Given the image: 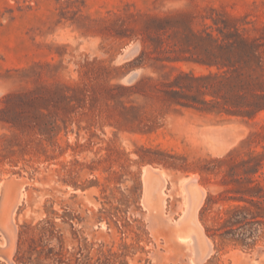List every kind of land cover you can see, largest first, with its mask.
<instances>
[{"label":"rangeland","instance_id":"374dc122","mask_svg":"<svg viewBox=\"0 0 264 264\" xmlns=\"http://www.w3.org/2000/svg\"><path fill=\"white\" fill-rule=\"evenodd\" d=\"M0 264H264V0H0Z\"/></svg>","mask_w":264,"mask_h":264},{"label":"trees","instance_id":"16d2710c","mask_svg":"<svg viewBox=\"0 0 264 264\" xmlns=\"http://www.w3.org/2000/svg\"><path fill=\"white\" fill-rule=\"evenodd\" d=\"M180 74H182L183 75V73H180ZM179 76H181V75H179ZM175 86H177V87H179V89H180V91H176V90H171L170 92H168L167 91V93H169V94H172V95H181V94H184L183 93V91H182V89L185 87H187V86H180V84H178V83H176V84H174ZM172 87V86H171ZM188 89V88H187ZM192 99H194V98H192ZM177 101V103H182V102H180V101H178V100H176ZM194 101V100H193ZM256 170H254V172H255ZM254 188H259V185H258V183H255L254 185H253V187H251V188H249L250 190L251 189H254ZM234 212H237V214L235 215V218L233 219V221H232V225H234V226H238V225H240L241 226V224L244 222V220L246 219V216L248 215V209H246V208H239V209H236ZM239 227V226H238Z\"/></svg>","mask_w":264,"mask_h":264},{"label":"bare ground","instance_id":"6f19581e","mask_svg":"<svg viewBox=\"0 0 264 264\" xmlns=\"http://www.w3.org/2000/svg\"><path fill=\"white\" fill-rule=\"evenodd\" d=\"M152 188H153V187H152ZM153 189H154V188H153ZM184 189H185V187H184ZM152 193H153V192H152ZM180 193H181V194H182V196L184 197V190H180ZM187 200H188V199H187ZM198 200H199V199H198ZM183 202H184V201H183ZM188 202H189V201H188ZM187 204H188V203H187ZM189 206H190V205H189ZM189 206H188V207H189ZM199 206H200V205H199ZM184 221H185V220H184ZM189 232H190V231H189ZM190 234H191V233H190ZM177 236H178V235H177ZM179 236H181V235H179ZM181 239H185V238L178 237V241H179V242H182V240H181ZM186 239H191V240H193V239H192V238H190V237H189V238L187 237ZM192 242H193V241H192ZM190 244H191V243H190ZM190 244H189V247H190ZM187 247H188V246H187ZM189 247H188V248H189Z\"/></svg>","mask_w":264,"mask_h":264}]
</instances>
